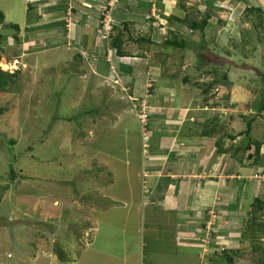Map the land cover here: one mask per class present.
<instances>
[{
    "label": "rangeland",
    "instance_id": "1",
    "mask_svg": "<svg viewBox=\"0 0 264 264\" xmlns=\"http://www.w3.org/2000/svg\"><path fill=\"white\" fill-rule=\"evenodd\" d=\"M115 1L110 0L109 15L102 11L109 0H0L5 41L0 43V72L17 74L0 91V264H264V234L246 230L251 203L264 200L261 156L256 175L237 185L230 181L227 204L220 199L225 194L213 204L192 203L189 197L188 204L154 202L150 179L143 176L151 141L122 95L107 100L117 97V90L106 77L99 82L101 90L97 79L87 87L89 72L106 74V60L115 57L110 39L102 40L99 15L108 14L107 29L109 18L114 25L123 23L113 12L141 8L142 13L132 14L142 24L130 23L122 34L125 55L152 60L150 71L159 72L161 93L229 108L215 112L214 121L222 124L213 127L210 143H228L225 135H237L251 118L264 141V0H220V10H208L206 0ZM208 12L209 23L219 30L215 43L206 44L213 52L195 47L178 52L162 44L175 34L200 45L180 21H199ZM161 34L166 36L158 46L137 42ZM211 70L216 74H204ZM223 74L232 86L221 82ZM185 75L187 85L181 83ZM173 81L184 91L163 89ZM234 103L248 105L240 112L232 109ZM148 126L147 121L145 133ZM244 145L243 137L227 144L228 170L237 162L252 166ZM202 205L208 210L197 218ZM257 221L264 223V214ZM187 230L190 236L183 237Z\"/></svg>",
    "mask_w": 264,
    "mask_h": 264
},
{
    "label": "crops",
    "instance_id": "2",
    "mask_svg": "<svg viewBox=\"0 0 264 264\" xmlns=\"http://www.w3.org/2000/svg\"><path fill=\"white\" fill-rule=\"evenodd\" d=\"M128 1L130 0H126L127 3ZM142 1H139L140 6ZM28 2V4H30L32 2H36V0H28ZM170 2L174 3V0H170ZM198 6L204 8L203 5L199 4ZM158 7H160V5H158ZM196 7L197 6L195 5V8ZM29 8L35 9L33 6H28V9ZM192 8L193 6H190L188 9L192 10ZM140 9L141 8L136 11L121 8L117 11L116 9L117 12H114V16L121 19L125 18V20H131L133 23L137 22V25H141L142 23H138L143 21L141 20L140 16L132 14L136 12L140 14ZM166 10L168 9L166 8ZM53 12L55 11H47L48 14H52ZM187 31H189L187 33H189L191 36L196 37V39L198 38L197 34L191 33L190 30ZM218 32L219 30L213 28L212 25L211 27H207L204 31L205 44L209 45L210 43H215V38L219 37ZM162 34L155 35V40H152L155 42V44L152 45H159L158 40L163 39V37L166 36ZM189 34L186 35L189 36ZM158 36H161V38L158 39ZM212 37H214V40L211 39ZM182 39L187 46L177 50L178 52H183V50H188L191 47L196 48V43L194 44L193 41H188L185 38ZM165 40H167V38L164 37L162 43ZM195 48L193 49L194 52L196 51ZM207 49L208 48L205 47V50ZM206 52L213 51L207 50ZM166 56L168 57L170 55ZM180 57L183 59V56L180 55ZM195 58L199 59L200 57L197 55ZM146 60L147 63L145 64L144 61ZM106 62L109 69L106 74H101V72L97 73L96 69L91 70V73L89 72L90 81L87 87L95 84L98 80V83L95 86L98 89L102 88L99 82L101 81V78L106 77L105 80L108 81L107 84L110 86V88L117 90V97L115 96L114 98L109 96L107 97L108 101H115L117 98H119V95L123 96L120 97V100L124 101L126 100L127 92L128 95L131 92L135 97L142 98L147 104L149 126L147 133L144 135L149 138L151 145L149 147L150 152L145 153L147 156V170L143 176L150 179L151 189L149 191V197L155 198L154 202L176 203V201H178L179 203L182 202L183 204H188L186 200L189 197L192 198L191 201L189 199V202L192 203L194 200L201 203L213 204L214 200L217 198V195L221 196L222 194H225V196H222L220 199H223L226 203L227 200L224 198L228 196V185H230V181L231 185H237L240 184L241 180L243 179H250L251 174H257V169L254 167L257 165L259 160H257V163L254 165L252 163V166H250V164L241 166L237 162V165L232 167L230 166L229 170L227 169V164H225L227 163V154L229 152L228 148L230 147H227V144H230V142L239 137H243L245 143L246 139H249L252 141V143H258L259 155L261 156L260 161L264 160V152L261 151L264 150V141L260 140L263 139L261 132L257 130L255 133L253 129V122L255 120L251 123V129L248 136L245 135L247 138L244 137V133L242 132L244 130H242L238 133L239 135L237 134L238 136L235 134L230 136L225 135L226 137L224 139L228 141V143L226 142L227 144L224 140L220 143L219 141L210 143V138L213 135L211 132H213L214 128L217 130V128H219L222 124L220 121H214L215 112H218V110L221 112L229 108H216L215 103H197V100L193 99V97H189L183 102L180 97L175 96L174 93H172L170 97L167 93H161L159 89L161 86L159 85V88L156 87L158 84L156 82H158V80L160 81L161 79H158L159 72L157 73V76L152 75L150 71L151 64H153L152 60L149 61V58H143L142 55L136 58H132L128 55L124 57L115 56L113 60L110 62L106 60ZM212 72L213 74H216L215 70L205 71L204 74L209 77ZM188 76L189 75H185L181 80V83L187 85L188 81H190V77L187 78ZM108 77L111 78V81L107 79ZM226 77V80H223L222 78L221 82L223 84L231 85V82L228 81L229 75L227 74ZM151 80L153 81L152 84L149 82ZM168 80L169 79H167V82ZM176 84L177 83L173 81L172 83L169 82L162 85H164V90H172ZM176 88H178V85ZM179 90L184 91L183 89L178 88V91ZM251 91L253 90L251 89ZM153 96L157 98L156 101H154ZM147 99H149V101H147ZM194 100H196V102ZM234 105L235 106H233L232 109L238 108L240 112H243V107L248 104H243L242 108L238 103H234ZM254 105L257 104L253 103L252 107H254ZM113 115L115 116L116 122L121 120V116H119L120 113L116 112L113 113ZM211 120H213V122H211ZM208 126L211 128L210 131L208 130ZM252 130L254 132V136L252 135ZM122 134L124 138L127 135V132L123 131ZM254 149L255 146H252L251 150L253 151ZM235 150L238 152L237 147ZM252 151H248V154H251ZM206 207L207 206L202 205V208L205 209L202 211L201 215H197V218L204 215L205 211L208 210ZM192 210L193 209H191L189 213H191ZM179 212L181 211L179 210ZM217 220H219L220 224L221 217H218ZM187 232L188 230L183 233V237L190 236L186 235ZM192 233L194 235L196 233V229L195 231L193 230Z\"/></svg>",
    "mask_w": 264,
    "mask_h": 264
},
{
    "label": "trees",
    "instance_id": "3",
    "mask_svg": "<svg viewBox=\"0 0 264 264\" xmlns=\"http://www.w3.org/2000/svg\"><path fill=\"white\" fill-rule=\"evenodd\" d=\"M119 1H121V0H119ZM208 1H209V2H207L208 7L212 8L211 4L213 3V0H208ZM102 7H103V9L102 8L101 9L103 12H105L108 9L107 5H102ZM209 8H208V10H209ZM214 9H216V8H214ZM248 10H249L248 12L252 13V8H249ZM112 15H114V12ZM211 15L212 14H210L208 12L206 14V16H204L199 21H196L193 19H185L186 21H182V20L180 21L178 18H174L173 20L185 23L187 25L186 26L187 30H190L191 33H193V34H198V36L200 38V45L198 44L195 46H196V48L204 50L206 47L205 39H204L205 38L204 31L207 27H211V24L209 23V19L211 18ZM103 16L104 15H99V19H98L99 23L101 22V20H103L102 19ZM118 16H121V15H118ZM3 20H4V14L0 11V24L3 23ZM118 20H120V22L121 23L123 22V23L121 26H118L119 23H116L115 25L112 24L111 30L109 32L110 48L112 51H114L115 56L124 57L126 55L122 51V46H123L122 34H124L125 32H128L129 24L130 23L132 24L133 22L129 21L126 23L125 18L124 19L119 18ZM261 25H262V23H261ZM9 26H11V28H13V29L18 28L17 25H9ZM171 34H173V33H171ZM172 36L174 37L173 40L167 39L162 44L165 46H171L175 49L185 48L187 46L183 39L176 38V36L174 34ZM211 39L214 40V37H212ZM3 42H5L4 39L0 37V43H3ZM137 42L142 43V44L148 43L150 45L155 44V42H153L152 40L149 41L148 39H137ZM16 75H17L16 73L10 74V73H6V72H0V91L5 90V88L7 87L8 84L14 83V78L16 77ZM226 78H227L226 75L223 76V80H226ZM209 86H211V85H209ZM204 89L206 90V88H204ZM142 100H143L142 98L135 97L131 92L128 95V92H127L126 102L130 106V110H132L134 116L136 117L137 122H139V121H138L136 112L140 109L138 104ZM134 105H136V106L134 107ZM260 107H261L260 108L261 110L264 109V101H263V103L260 104ZM148 116L149 115L147 112V119H148ZM242 118H245V117H242ZM252 121H253V118L249 119L245 123L244 134L246 136H248V134L250 132ZM140 130H141V128H140ZM252 146H255V149L253 150V153L247 155V159L252 160L253 164H255V163H257V157L259 156V144L256 142L252 143V141H250L249 139H246V143H245L243 149H244V151H252L251 150ZM237 150L239 151V149H237ZM10 179L13 180L14 175H12ZM251 208H252V215H250V218L246 222V230L252 236H254L256 234H260V233L264 234V223H258V221H257L258 214H264V200H262L261 198H255L253 200V202L251 203ZM226 259H227V262L232 263V258L227 257Z\"/></svg>",
    "mask_w": 264,
    "mask_h": 264
},
{
    "label": "built area",
    "instance_id": "4",
    "mask_svg": "<svg viewBox=\"0 0 264 264\" xmlns=\"http://www.w3.org/2000/svg\"><path fill=\"white\" fill-rule=\"evenodd\" d=\"M110 0H109V2H108V9L105 11V12H107V13H109V15H110V12L112 11V8L114 7L113 5L112 6H110ZM115 3L117 4L118 3V0H116L115 1ZM115 3H113L114 5H115ZM108 16V14H106L105 15V17L103 16V23H104V20L106 19V17ZM102 22H101V24H102V29H103V36H102V40L103 41H106L107 39H109V32H110V30H111V24H112V21H111V18H109V21H108V24H107V29H106V27L104 26V24H103ZM110 24V29H109V27H108V25ZM136 105H134V107H135ZM138 106H139V110L136 112L137 113V118H138V121H139V125H140V128H141V132H142V135L145 133V128H146V124H147V113H146V103H145V101H141L139 104H138Z\"/></svg>",
    "mask_w": 264,
    "mask_h": 264
},
{
    "label": "clouds",
    "instance_id": "5",
    "mask_svg": "<svg viewBox=\"0 0 264 264\" xmlns=\"http://www.w3.org/2000/svg\"><path fill=\"white\" fill-rule=\"evenodd\" d=\"M207 2H209L208 0H206L205 1V6L207 7V8H209L208 7V4H207ZM212 3V2H211ZM210 3V4H211ZM222 4H224L223 2H220V0H213V3L211 4L212 5V8H209V9H214V8H216L215 10H220L221 8L223 9L224 7H223V5ZM205 6H204V8H205ZM203 8V9H204ZM196 10H198V12L199 11H201L202 9H199L198 7H197V9ZM206 16V15H205ZM203 18V17H202ZM202 18H200V19H202ZM198 38H199V36H197ZM108 62H110V60H107ZM129 98V97H128ZM143 101V100H142ZM147 107V106H146ZM147 108H146V113H147ZM147 121H148V119H147ZM146 126H147V124H146ZM245 130V129H244ZM243 133H244V131H242ZM145 134V133H144ZM143 134V136L145 137V135ZM143 137V138H144ZM244 137H245V134H244ZM245 138H247V137H245Z\"/></svg>",
    "mask_w": 264,
    "mask_h": 264
}]
</instances>
